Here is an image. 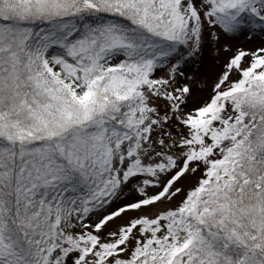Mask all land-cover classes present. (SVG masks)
I'll return each mask as SVG.
<instances>
[{
  "label": "snow or ice",
  "instance_id": "obj_1",
  "mask_svg": "<svg viewBox=\"0 0 264 264\" xmlns=\"http://www.w3.org/2000/svg\"><path fill=\"white\" fill-rule=\"evenodd\" d=\"M0 264H264V0H0Z\"/></svg>",
  "mask_w": 264,
  "mask_h": 264
}]
</instances>
